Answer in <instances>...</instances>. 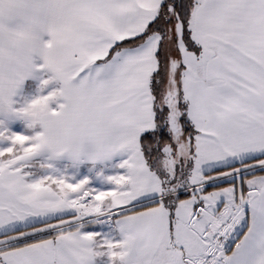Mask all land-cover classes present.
<instances>
[{
	"label": "snow or ice",
	"instance_id": "snow-or-ice-1",
	"mask_svg": "<svg viewBox=\"0 0 264 264\" xmlns=\"http://www.w3.org/2000/svg\"><path fill=\"white\" fill-rule=\"evenodd\" d=\"M0 264H264V0H0Z\"/></svg>",
	"mask_w": 264,
	"mask_h": 264
},
{
	"label": "crops",
	"instance_id": "crops-1",
	"mask_svg": "<svg viewBox=\"0 0 264 264\" xmlns=\"http://www.w3.org/2000/svg\"><path fill=\"white\" fill-rule=\"evenodd\" d=\"M258 175L261 174V173H257Z\"/></svg>",
	"mask_w": 264,
	"mask_h": 264
}]
</instances>
